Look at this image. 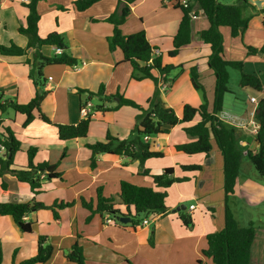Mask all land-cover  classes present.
I'll return each instance as SVG.
<instances>
[{"label": "crops", "instance_id": "1", "mask_svg": "<svg viewBox=\"0 0 264 264\" xmlns=\"http://www.w3.org/2000/svg\"><path fill=\"white\" fill-rule=\"evenodd\" d=\"M74 1L43 0L38 5L40 37L45 38L52 32L64 34L68 39L69 53L80 60L74 67L48 66L44 70L47 95L41 112L50 118L51 123L44 122L39 112L35 113V120L27 127L23 126L26 121L23 114L10 110L1 115L4 120L1 132L10 128L21 142V150L16 154L14 163L26 167L29 149L36 148L33 163L54 166L62 178L45 181L41 192L35 194L28 183L18 181L10 174L5 175L0 178V202L29 203L35 200L48 206L55 202H75V205L58 210V218L50 209L30 214L25 218L34 222L30 234L23 233L12 217L0 216L3 264H20L35 257L41 236L46 237L54 247V255L47 264H75L67 259L66 254L76 242L83 247L86 264H196L204 259L202 253L208 248L207 235L225 227L224 159L214 140L209 156H189L176 149L177 145L192 141L181 125L169 129L166 134L150 138L149 141L155 149L164 153V157L148 159L144 167L152 174L173 167L176 177L188 179L168 189L166 204L169 212L148 218L150 223L147 226L132 230L117 223L116 219L114 223L106 224L101 214L92 215L81 205L82 198L96 204L99 188L105 197L116 199L118 203L122 181L148 187H152L153 183L150 177L141 173L139 161L133 162L125 156L101 154L97 157V167L91 168L92 152L87 145L104 141L108 133L120 139L129 137L136 126L137 109L123 106L116 111L94 112V107L101 103L95 97L88 102L92 107L88 137L67 141L59 139L56 125H77L86 117L83 114L85 97L74 90L79 88L97 93L104 86L107 95L120 93L142 105L153 96L156 85L151 80H132V65L124 61L122 51L109 49L108 37L113 34V25L104 19L117 10L119 1L124 0H101L84 12L73 9ZM27 2L29 0L1 1L0 42L3 45L15 43L20 47L27 46L28 39L18 31L21 26L27 25L29 10L24 6ZM251 3L262 12L251 19L243 36L233 37L229 27L220 29L224 38V57L228 61L242 62L243 72L256 75L264 85V54L251 55L248 50V47L261 49L264 46V0H251ZM62 7L68 10L63 11ZM130 7L131 13L121 26L122 33L130 35L145 31L150 44L162 54L164 65H186L174 83L170 81L165 91L160 90L161 102L173 108L180 118L187 104L200 107L207 103L212 111L216 84L214 72L208 65L212 51L198 35L199 31L208 28L204 12L197 11L191 44L182 48L176 57L168 58L183 18L182 10L167 0H135ZM250 13L247 11L245 15ZM42 52L46 56L58 55L56 47H44ZM31 57L32 54L22 57L0 55V93L5 98L27 104L35 97L37 88L29 76L31 67L26 63ZM194 66L204 92L193 86L191 67ZM233 71L236 70L230 72V78ZM173 72L177 75V70ZM237 72L239 86L241 74ZM231 91L233 93L228 97L224 110L217 116L239 130L238 145L241 150L257 152L256 136L260 126L256 119L258 103L250 99L255 97L259 102L264 94L240 86L237 91ZM95 101L99 104H94ZM123 108H132L138 113L125 111L123 115H117ZM197 122H200V117L194 121ZM5 151L2 149L0 155L3 156ZM247 161L250 162L245 156L235 193L228 200L240 227L239 203L246 205L247 215L250 211L264 209V177ZM182 165H201L203 169L185 172L181 169ZM3 181L7 184L6 189L2 188ZM173 192L178 195L176 200H171ZM187 200L188 207L180 208V204ZM193 205L195 208L191 210ZM120 208L125 210L124 206ZM180 212L192 216V227L183 225ZM91 215V220L87 221ZM256 227L250 264H264V243L259 236L264 225Z\"/></svg>", "mask_w": 264, "mask_h": 264}, {"label": "trees", "instance_id": "2", "mask_svg": "<svg viewBox=\"0 0 264 264\" xmlns=\"http://www.w3.org/2000/svg\"><path fill=\"white\" fill-rule=\"evenodd\" d=\"M41 1L43 0H29V2L24 3V6L29 10L27 25L21 26L18 31L28 39L27 46L20 47L15 43L3 45L0 42L1 56L22 57L32 54L31 58H27L26 63L31 67L29 76L37 88L35 97L27 104H19L15 100L5 98V95L0 93V152L2 149L6 150L3 156L0 155V178L3 179L8 174L15 176L18 181L28 183L35 194L41 192L45 181L62 178V174L55 170L48 173L49 165L46 163L35 165L33 160L37 153L36 148L29 149V163L26 167L17 166L14 163V158L21 150V142L12 129L6 128L5 132H1L4 123L1 115L10 110L23 114L26 116L23 126L27 127L35 120V113L39 112L44 122L51 123L50 118L41 112L42 103L47 95L44 70L48 66L74 67L80 62L78 58L69 53L68 39L64 34L52 32L45 38L40 37L39 22L41 15L38 11V5ZM99 1L101 0H75L73 9L84 12ZM167 1L183 12V18L173 40V49L168 53L169 57H176L182 48L191 44L197 11L202 10L204 12L208 28L199 31L198 35L202 42L211 47L212 51L208 58V65L216 77L213 110H209L207 103L202 104L200 107L187 104L183 107L182 117L180 118L173 108L167 107L161 102L159 98L160 78L166 83L175 81V79L171 80L172 71L180 69L179 74H181L186 65L183 64L178 67L164 65L162 54L155 55V48L150 44L145 31L124 35L121 26L127 21L131 13L130 5L135 0L119 1L117 10L104 19V21L113 25V34L108 37L109 49L111 51L117 49L122 51L124 61L132 65V80L136 82L151 80L155 83L156 90L148 100V107L144 108L120 93L107 95L104 86H101L97 93L79 88L75 89L74 92L85 97L83 108L88 105L90 100L98 97L101 103L94 107V112L116 111L123 106L132 107L139 111L136 117V126L129 137L120 139L108 133L104 141L89 144L87 148L92 152V169L97 167V157L101 154L125 156L133 162L139 161L141 173L151 178L153 186H137L128 181H122L118 203L116 199L105 197L102 189L99 188L96 204L94 201H87L82 198L81 205L88 209L92 215L101 214L104 217L106 214H110L115 219L117 216H128L131 218V223L128 225H124L118 220L116 222L132 230H137L146 218L167 214L169 212L166 204L167 190L174 184L182 183L188 178L176 177L173 167L166 168L159 174H152L149 169H146L144 164L148 159L163 158L164 153L155 149L153 143L149 140L145 141V137H157L168 133L169 129L181 125L183 131L192 138V141L177 145L176 149L178 151L189 156L197 154L209 156L212 152V140H214L224 159L225 227L221 231L207 235L208 248L202 253L204 259L198 260L196 264H250L257 227L253 222L246 227H240L228 206V200L235 193L241 164L245 156L249 158L258 174L264 177V95L258 102L256 112V119L260 125L256 136L259 145L257 152L241 150L238 145L239 130L225 123L217 114L224 110L228 97L233 93L230 88V70L240 72L239 86L241 88H252L261 93L264 85L256 75L243 72L242 62L225 59L224 38L220 29L229 27L233 37L243 36L251 19L262 11L258 10L251 3V0H236L233 4H226L223 2L224 0H186L187 7L183 5L185 0ZM61 10L67 11L68 9L62 7ZM247 11L251 13L245 15ZM44 47H56L61 49L62 52L58 55L46 56L42 52ZM248 50L251 55L264 54V46L261 49L248 47ZM191 79L194 88L204 92V87L200 83L199 73L195 66L191 67ZM91 117L92 114L90 113L77 125H56L59 139L67 141L88 137ZM198 117H200V122L194 123ZM181 169L185 172H198L203 168L201 165H182ZM2 188H7L5 181L2 183ZM74 205L75 202H55L53 205L48 206L35 200L29 203L0 202V216L12 217L23 233L30 234L33 231L34 222L25 219L30 214L50 209L58 218V210ZM120 206H124L125 210L123 211ZM92 215L87 221L91 220ZM179 217L184 226L192 227L193 219L191 215L180 212ZM150 243L153 244V241L150 240ZM53 255L54 247L46 237L41 236L38 240L37 255L20 264H47ZM66 256L72 263L86 264L83 247L78 242L72 246ZM3 262V254L0 252V264H3Z\"/></svg>", "mask_w": 264, "mask_h": 264}, {"label": "rangeland", "instance_id": "3", "mask_svg": "<svg viewBox=\"0 0 264 264\" xmlns=\"http://www.w3.org/2000/svg\"><path fill=\"white\" fill-rule=\"evenodd\" d=\"M224 3L226 4H233L234 2H236V0H224L223 1ZM168 56V55H167ZM169 58V56H168ZM177 70V75L173 73H171V80L172 79H177L178 78V74L181 72L180 69H176ZM232 70H230L231 72ZM238 75L239 73L236 71H233L232 73V76H231V79H230V88L233 90V91H237L239 89V86H238ZM172 83H174V81H172ZM233 97V96H231ZM94 104H99L98 101H95ZM141 105V104H140ZM142 106L144 108H147L148 105L143 103ZM125 111H131V112H134V113H138L136 110H133L132 108H123V110H121L120 114H117V115H123V113H125ZM247 163H249V165H252L251 162L247 161ZM253 167V165L251 166ZM167 193H168V190H167ZM169 194V193H168ZM178 198V195L176 192H173L171 194V200L173 199H177ZM188 200L181 203V207L180 208H183V206H187L188 207ZM246 205H241L240 203L238 204V209H239V213H238V221L240 222V224L242 225V227H246L249 225V223L251 221H254L255 223V226H258V224H261V225H264V209H259L257 211H250V214L248 213L245 214V211H246ZM178 210V208H177ZM142 226V224H141ZM260 239H261V243L263 244L264 243V230H261L260 231Z\"/></svg>", "mask_w": 264, "mask_h": 264}, {"label": "built area", "instance_id": "4", "mask_svg": "<svg viewBox=\"0 0 264 264\" xmlns=\"http://www.w3.org/2000/svg\"><path fill=\"white\" fill-rule=\"evenodd\" d=\"M25 1H27V0H25ZM183 5L185 7L188 6L186 0L183 1ZM61 52H62L61 49L57 48V53L60 54ZM154 52H155V55H159L160 54V51L157 50V49H155ZM168 87H169L168 82L166 83V82L162 81V78H160V82H159L160 90L161 91H165ZM263 92H264V88H263ZM250 100L253 103H258V100L255 97H251ZM90 113H91V104L88 103V105L85 108H83V114H84V116H87ZM148 140H150V138L149 137H145V141H148ZM42 177H43V175H42ZM194 208H195L194 205L191 206V210H193ZM114 220H115V218H113L110 214H106L104 216V221H105L106 224H112V223H114ZM149 223H150V220L148 218H146V219L143 220L142 225L143 226H147Z\"/></svg>", "mask_w": 264, "mask_h": 264}, {"label": "water", "instance_id": "5", "mask_svg": "<svg viewBox=\"0 0 264 264\" xmlns=\"http://www.w3.org/2000/svg\"><path fill=\"white\" fill-rule=\"evenodd\" d=\"M54 170V166H51L48 168V173L52 172ZM116 220H118L122 224H129L131 223V218L128 216H117Z\"/></svg>", "mask_w": 264, "mask_h": 264}]
</instances>
